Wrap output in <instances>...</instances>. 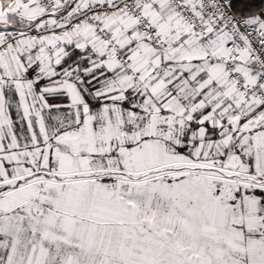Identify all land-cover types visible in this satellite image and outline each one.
Here are the masks:
<instances>
[{
    "label": "snow or ice",
    "instance_id": "1",
    "mask_svg": "<svg viewBox=\"0 0 264 264\" xmlns=\"http://www.w3.org/2000/svg\"><path fill=\"white\" fill-rule=\"evenodd\" d=\"M0 264H264V0H0Z\"/></svg>",
    "mask_w": 264,
    "mask_h": 264
}]
</instances>
